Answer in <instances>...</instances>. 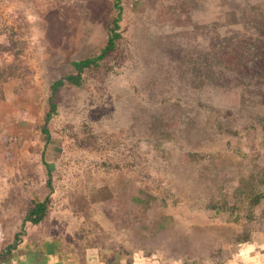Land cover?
I'll list each match as a JSON object with an SVG mask.
<instances>
[{"label":"rangeland","instance_id":"obj_1","mask_svg":"<svg viewBox=\"0 0 264 264\" xmlns=\"http://www.w3.org/2000/svg\"><path fill=\"white\" fill-rule=\"evenodd\" d=\"M230 42L263 57L264 0H0V253L22 237L2 264L47 243L64 264H264V76L226 65Z\"/></svg>","mask_w":264,"mask_h":264},{"label":"trees","instance_id":"obj_2","mask_svg":"<svg viewBox=\"0 0 264 264\" xmlns=\"http://www.w3.org/2000/svg\"><path fill=\"white\" fill-rule=\"evenodd\" d=\"M119 2V0H117ZM120 16L116 17L113 20L112 26L110 28V36L107 41V44L103 47L101 52L93 57H89L86 59H80V60H75L73 61V65L75 67L76 72L73 74H67L64 77H61L57 79L53 85H52V95L49 98V110L46 113V120L49 121L56 113H57V108H58V103L55 98V94L57 91L64 85L67 84H74V85H81L83 81V73L86 71L88 68L96 67L100 64V61L104 59L110 52H112L116 46L119 38H121V33L119 32L120 29V24H119ZM241 42H236V44H240ZM234 43H228L227 48L230 46H233ZM241 45V44H240ZM235 46V45H234ZM235 48L230 47L229 51H226L224 56L228 61H225V64L228 65L231 69H235L237 73L244 75L245 77H250L251 80L253 79H260V76H264V55H254L252 57H249V54L244 52L243 54ZM7 48H4L3 45L0 44V56L1 52L6 51ZM9 51V49L7 50ZM261 56V57H260ZM205 61V60H203ZM202 61V62H203ZM200 61H197L196 63H201ZM209 62V69H206L207 72L205 74V77H210V79L215 83L217 80H220V77H217L216 71L213 70V67L216 66L219 62H222V60L216 56L213 55L210 60L208 59L205 63L208 65ZM223 63V62H222ZM12 68L11 65L6 66V67H1L0 66V84L1 82L7 81L11 76L14 75L12 71H10ZM197 72L199 71L200 67H197ZM211 69V70H210ZM213 75V77H211ZM208 80V79H207ZM4 96V91L2 87H0V100ZM44 133L46 134L47 140L51 137L50 130L48 128L44 129ZM44 163L47 166V173H48V180L47 184L49 187L52 188L53 183H52V172L50 167L48 166L47 162L44 160ZM264 198V193H259L256 195L255 198L252 199L251 204L253 206L257 205L260 203V201ZM152 199V198H151ZM151 199H141L137 198V200H140L144 202L145 208L148 209L151 205ZM51 200V194L47 195L43 200L41 201H36L31 207V209L27 212L25 218H24V225L27 222H32L34 224L40 223L46 216L49 204ZM164 220L167 219V217L163 218ZM158 225L157 230H160L163 227L161 221L159 220L156 222V225ZM23 232V231H22ZM22 240L21 237V232L17 233L15 236V239L12 243L8 244L4 250L0 253V264L6 262L8 259H14L15 258V252L20 250L19 244ZM49 245V243H47ZM55 244V242L53 243ZM48 245H42L39 246L38 248L30 249L28 251V254L26 255V259L24 261H20V264H64V262L58 260V259H52L51 256H54L56 253L54 251L56 250V245H54L52 248L48 249ZM37 250H47L44 254L38 255L36 253ZM7 255L8 258L5 261H2V256ZM127 263H132L131 260H129L128 257H126ZM11 264L13 262L11 261Z\"/></svg>","mask_w":264,"mask_h":264},{"label":"crops","instance_id":"obj_3","mask_svg":"<svg viewBox=\"0 0 264 264\" xmlns=\"http://www.w3.org/2000/svg\"><path fill=\"white\" fill-rule=\"evenodd\" d=\"M91 260H86V262L84 263V264H110V262L109 263H107V262H101V260H93L92 262H90ZM147 264V263H146Z\"/></svg>","mask_w":264,"mask_h":264}]
</instances>
